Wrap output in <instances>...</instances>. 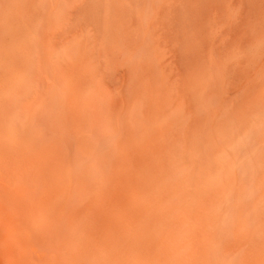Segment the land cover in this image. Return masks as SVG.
<instances>
[{
  "label": "rangeland",
  "instance_id": "1",
  "mask_svg": "<svg viewBox=\"0 0 264 264\" xmlns=\"http://www.w3.org/2000/svg\"><path fill=\"white\" fill-rule=\"evenodd\" d=\"M13 5L0 36V102L12 92L0 113L18 109L23 167L13 166V175L4 169L12 141L0 139V185L19 189L8 210L21 206L29 187L42 198L30 223L41 225L43 240L52 223L46 237L56 240H42L37 245L46 252L33 246L32 254L57 264H264V0H30V11L26 0ZM26 93L32 96L20 102ZM58 226L62 237L54 235ZM49 246L61 252L60 263ZM0 261L9 264L4 255Z\"/></svg>",
  "mask_w": 264,
  "mask_h": 264
},
{
  "label": "bare ground",
  "instance_id": "2",
  "mask_svg": "<svg viewBox=\"0 0 264 264\" xmlns=\"http://www.w3.org/2000/svg\"><path fill=\"white\" fill-rule=\"evenodd\" d=\"M11 1H14V5H15V3L16 4H18V0H0V36H5L4 35V33L6 34V32H8L6 29V32L4 31V33H3V35H1L2 34V31L4 30V27H5V25H7L6 24V21H5V19H6V17H7V15L9 14V16H10V14L11 13H13V12H11L10 13V11H11ZM27 2H28V5L29 6H27V11H30V9H31V5H30V0H26ZM51 1V0H50ZM61 1V0H60ZM36 3V2H35ZM10 4V5H9ZM14 5H13V7L12 8H14ZM36 5H37V3H36ZM53 6V5H52ZM75 5H73V7H74ZM77 6V5H76ZM125 6V5H124ZM9 7H10V9H9ZM22 7V6H21ZM20 6H19V8H21ZM58 7V6H57ZM72 7V8H73ZM53 8V7H52ZM51 8V9H52ZM63 7H61V9H62ZM76 8V7H75ZM38 9V8H37ZM158 9V8H157ZM77 10V9H76ZM115 10V9H114ZM51 11V10H50ZM58 11V10H57ZM119 11V10H118ZM9 12V13H8ZM15 12V11H14ZM74 12V11H73ZM73 12H71V13H73ZM77 12V11H76ZM16 13V12H15ZM18 13V12H17ZM39 13V12H38ZM49 13V12H48ZM120 13V12H119ZM30 14V13H29ZM14 15V14H13ZM16 15L17 14H15L14 15V17L12 18L13 20L14 19H17L18 18V16L16 17ZM43 15V14H42ZM49 15H51V14H49ZM68 15V14H67ZM166 15V14H165ZM8 16V17H9ZM41 16V15H40ZM43 17V16H42ZM41 17V18H42ZM32 18V17H31ZM50 18V17H49ZM12 19H8V21H12ZM71 19V18H70ZM50 20V19H49ZM49 20H47V21H49ZM11 21H10V23H11ZM29 21V20H28ZM31 21V20H30ZM34 21V20H33ZM39 22V21H38ZM8 23V22H7ZM13 24V23H12ZM29 24V23H28ZM30 24H31V26H32V23L30 22ZM37 24H39V23H37ZM48 24V23H47ZM38 26V25H37ZM34 29V28H33ZM63 29H65V27L63 28ZM22 30H23V28H22ZM27 30V29H26ZM30 30V29H29ZM28 30V31H29ZM27 31V32H28ZM31 31V30H30ZM35 31V30H34ZM64 31V30H63ZM19 32V31H18ZM58 32V31H57ZM65 32V31H64ZM17 33V32H16ZM35 33V32H34ZM62 33V32H61ZM47 32L45 33V35H43V36H46L47 37ZM53 34V33H52ZM20 35V34H19ZM29 35V34H28ZM34 35V34H33ZM59 35V34H58ZM57 35V36H58ZM68 35V34H67ZM9 36V35H8ZM7 36V37H8ZM18 36V35H17ZM26 36V35H25ZM32 36V34L30 35V37ZM51 36V35H50ZM20 37H21V35H20ZM23 37V40H24V38H26V37H24V36H22ZM22 37H21V43L23 44V46H24V41L22 40ZM28 37V36H27ZM65 37H66V34H65ZM69 37H71V36H69ZM11 38H12V36H11ZM18 38V37H17ZM54 37L52 36V41L54 40L53 39ZM3 39H5L4 37H3ZM10 39V38H9ZM8 39V40H9ZM28 39V38H27ZM37 40H38V38H36ZM72 39V38H71ZM2 39H0V41H1ZM16 40V39H15ZM33 40V39H32ZM56 40V39H55ZM61 40H63V38H61ZM61 40L59 41L60 43H61ZM10 41H13L12 39L10 40ZM17 41V40H16ZM20 41V40H19ZM51 41V42H52ZM57 41V40H56ZM2 42H5V41H2ZM6 42H8L7 41V39H6ZM38 42H40L39 40H38ZM1 43V42H0ZM10 43V42H9ZM33 42H31V44H32ZM16 44V43H15ZM44 44V43H43ZM21 45V44H20ZM60 45V44H59ZM15 46V45H14ZM16 46H18V45H16ZM16 46H15V48L13 47V49H16ZM57 46H58V44H57ZM11 47H9L8 49H6L5 48V50L7 51L8 50V52L9 53H11V49H10ZM33 48V47H32ZM46 48H47V46H46ZM45 48V49H46ZM59 48V47H58ZM10 49V50H9ZM21 49V48H20ZM31 49V48H30ZM34 49V48H33ZM17 50H19V49H17ZM16 52V51H15ZM32 53L34 52V51H31ZM30 52V53H31ZM2 53V52H1ZM43 53V52H42ZM12 54V53H11ZM24 54H26L25 52H24ZM44 54H46V53H44ZM14 55V54H13ZM22 55H23V53H22ZM28 55V54H27ZM50 55V54H49ZM10 56V55H9ZM20 56V55H19ZM30 56V55H29ZM5 57V56H4ZM22 57V56H21ZM45 57H48V54L47 55H45ZM22 58H24V57H22ZM44 58V57H43ZM5 59V58H4ZM19 59V58H18ZM21 59V58H20ZM19 59V60H20ZM50 59V58H49ZM48 59V60H49ZM30 60V59H29ZM48 60L46 61L47 63H48ZM11 61V60H10ZM51 61V60H50ZM3 62V61H2ZM43 62V61H42ZM7 63H8V61H7ZM41 63V62H40ZM0 64H1V62H0ZM9 64V63H8ZM7 64V66H9ZM14 64H15V62H14ZM44 64V63H43ZM16 65H17V63H16ZM30 65H33V64H30ZM14 67H15V65H13ZM12 66V67H13ZM21 66V65H20ZM27 66V65H26ZM55 66V65H54ZM11 67V68H12ZM13 67V68H14ZM17 67V66H16ZM16 69H18V67L17 68H15V70ZM20 70H21V68H19ZM27 69H28V67H27ZM47 69V68H46ZM159 69V68H158ZM2 70V69H1ZM0 70V71H1ZM19 70V71H20ZM24 70H25V68H24ZM22 71V70H21ZM13 72V71H12ZM47 72V71H46ZM23 73H25V71H22V73H21V75L23 76ZM14 74H16V73H14ZM18 74H20V72L18 73ZM18 77H19V75H17ZM44 76V75H43ZM11 78V77H10ZM44 78V77H43ZM19 80V79H18ZM43 80V79H42ZM7 81V80H6ZM20 81H21V78H20ZM34 81H36L37 82V80H34ZM44 81V80H43ZM3 82H5V81H3ZM9 82V81H8ZM13 82V81H12ZM18 82V81H17ZM39 82V81H38ZM41 82V81H40ZM10 83V82H9ZM20 83V82H19ZM33 84H35V82H33ZM48 84V83H47ZM17 85V87L18 86H20V85H18V83L16 84ZM46 85V84H45ZM7 86V85H6ZM41 86V85H40ZM16 87V86H15ZM14 87V88H15ZM17 87H16V89H17ZM8 88V87H7ZM13 88V89H14ZM41 88V87H40ZM5 89V88H4ZM36 89L38 90L39 88H37L36 87ZM26 90H28V89H26ZM43 90V89H42ZM5 91V90H4ZM14 91V90H13ZM40 91H41V89H40ZM12 91H10V93H11ZM24 92V91H23ZM10 93H7V94H10ZM17 92H15L14 94H16ZM4 94H5V92H4ZM7 94H5V95H3V99L1 100L2 102H0V105L2 106V104L1 103H3V100L5 99V98H7ZM28 93H26V95H27ZM43 94V93H42ZM45 94V93H44ZM25 95V94H24ZM25 95V96H26ZM34 95V94H33ZM4 96H5V98H4ZM21 97V98H19L20 100V102H23V101H21L23 98H27V97H31V96H29V95H27L26 97ZM41 96V95H40ZM39 96V97H40ZM20 97V96H19ZM159 97V96H158ZM17 98V97H16ZM24 99V100H25ZM16 101V100H15ZM16 103V102H15ZM32 104V103H31ZM39 104V103H38ZM9 105V104H8ZM16 105V104H15ZM27 105V104H26ZM35 105H36V103H35ZM34 105V106H35ZM40 105V104H39ZM42 106V105H41ZM8 108H10V107H7V109L6 110H2V113H0L1 115H0V139H5V140H7V138H5V137H8V139L9 140H11L12 142H11V145H10V147H8L7 146V148H10L11 149V153H7V155L8 156H5L6 158V161H4V164H6L7 163V161L11 158V160L10 161H12V163H11V165L8 167V168H4V169H7L8 171L7 172H9L10 173V171L12 170V167L13 166H15V165H19L22 161H23V159H21V157H20V151H19V147H20V144H19V139L17 140V138H18V119H19V115H18V109L15 107V108H12V109H8ZM42 108H44V106L42 107ZM1 109H4V108H1ZM34 112V111H33ZM76 112V111H75ZM31 114V113H30ZM35 114V116H36V113H34ZM41 114H43V113H41ZM46 114V113H45ZM23 116V115H22ZM40 116V115H39ZM44 116V115H43ZM52 116V115H51ZM75 116V115H74ZM31 117V116H30ZM40 117H42V116H40ZM49 116H46L45 118L47 119ZM34 118V117H33ZM36 118H38V115L36 116ZM44 118V117H43ZM52 118V117H51ZM28 119V118H27ZM46 119H44V123H43V126H44V136H43V141H44V144L46 143V136H47V134H46V136H45V133H46V131H47V129H46V127H47V124L49 123V119H47V120H49L48 121V123H47V120ZM52 120V119H51ZM26 122V121H25ZM34 122V121H33ZM30 123H32V122H30ZM29 124V123H28ZM40 124V123H39ZM39 124H37L38 125V127H41V126H39ZM51 124V123H50ZM25 125H27V123H25ZM31 124H29V126H30ZM36 125V126H37ZM41 125V124H40ZM49 125V124H48ZM66 125V124H65ZM21 126V125H20ZM33 126V125H32ZM46 126V127H45ZM51 127V126H50ZM60 127V126H59ZM26 128H27V126H26ZM29 128V127H28ZM35 128V127H34ZM37 128H35V130H36ZM31 130V129H30ZM41 130V129H40ZM48 130H49V128H48ZM60 130V129H59ZM28 131V133L27 134H29V129L27 130ZM34 131V130H33ZM21 132V131H20ZM36 132V131H35ZM30 133L32 134L33 132H31L30 131ZM50 133V132H49ZM48 133V134H49ZM22 134V133H21ZM24 134V133H23ZM25 134H26V132H25ZM34 134H36V133H34ZM74 134H75V132H74ZM75 135H77V134H75ZM20 136V135H19ZM41 136V135H40ZM49 136V135H48ZM61 136V135H60ZM73 137H75L74 135H72ZM35 137H36V135H35ZM32 138V137H31ZM38 138V137H37ZM66 138V137H65ZM77 138H79V137H77ZM147 138V137H146ZM245 138H249L248 136H246ZM36 138H34V140H35ZM4 140V141H5ZM37 140V139H36ZM66 140V139H65ZM69 140V139H68ZM38 141V140H37ZM70 141V140H69ZM22 142V141H21ZM48 142H49V139H48ZM36 143V142H35ZM50 143V142H49ZM247 143V142H246ZM26 144V143H25ZM36 144H40V147H43V146H41L42 144L40 143V141H38V143H36ZM36 144H34V146H36ZM131 144V143H130ZM9 145V144H8ZM27 145V144H26ZM37 145V146H38ZM45 145H48V143H46ZM39 148V147H38ZM49 148V147H48ZM0 149H2L1 147H0ZM5 149V148H4ZM27 149V148H26ZM30 149H32V148H30ZM29 149V150H30ZM33 149H36V148H33ZM40 149V148H39ZM42 149V148H41ZM40 149V150H41ZM45 149H46V147H45ZM6 150V149H5ZM4 150V151H5ZM46 150H48V149H46ZM3 151V152H4ZM7 151V150H6ZM6 151L4 152V153H6ZM33 151V150H32ZM45 151V150H44ZM3 152H1V154H3ZM41 153H42V151H40ZM23 153V152H22ZM35 153V152H34ZM44 153V152H43ZM42 153V154H43ZM26 154H27V152H26ZM30 154V153H29ZM49 155V154H48ZM51 155V154H50ZM49 155V156H50ZM42 156V155H41ZM40 156V157H41ZM45 156V155H44ZM7 157L9 158V159H7ZM46 157H48V156H46ZM2 158V157H1ZM3 158H4V156H3ZM28 158V157H27ZM41 159V158H40ZM60 159V158H59ZM46 160V159H45ZM50 160V159H49ZM43 161V160H42ZM47 161V160H46ZM52 161V160H51ZM3 162V161H2ZM6 162V163H5ZM45 161H43V163H44ZM9 163V162H8ZM7 163V164H8ZM53 163V162H52ZM112 164V163H111ZM21 165V167H23L22 166V164H20ZM19 165V166H20ZM68 165V164H67ZM113 165V164H112ZM111 165V166H112ZM19 166H17V167H19ZM25 166V165H24ZM49 166V165H48ZM69 166V165H68ZM67 166V167H68ZM20 167V169H22ZM29 167V166H28ZM57 167V166H56ZM63 167V166H62ZM25 168H27V166L25 167ZM30 169H32L31 167H29V170ZM2 170V169H1ZM10 170V171H9ZM17 170H19L18 168H17ZM16 170V171H17ZM24 170V169H23ZM59 170V169H58ZM21 171V170H20ZM20 171H19V173L18 174H21V173H23L24 174V172H22L21 171V173H20ZM32 171V170H31ZM50 171V170H49ZM71 171V170H70ZM69 171V172H70ZM1 172V171H0ZM13 172L11 171V173L10 174H12ZM34 173V172H33ZM2 174H3V172H2ZM1 174V176L3 177V175ZM5 174V173H4ZM22 174V175H23ZM70 174H72V173H70ZM13 175V174H12ZM1 176H0V179H1ZM30 176V175H29ZM29 176H28V179H29ZM48 176V175H47ZM77 176V175H76ZM6 177H7V175H6ZM9 177V176H8ZM8 177H7V179H8ZM23 177H24V175H23ZM39 177H40V175H39ZM71 177H73V175L71 176ZM25 178V177H24ZM27 178V177H26ZM44 178V177H43ZM145 178V177H144ZM21 179V178H20ZM19 179V180H20ZM56 179V178H55ZM76 179V178H75ZM9 180V179H8ZM15 180V179H14ZM14 180H13V182H14ZM18 180V181H19ZM35 180V179H34ZM39 180V179H38ZM83 180V179H82ZM3 181V180H2ZM24 181V180H23ZM30 181H31V179H30ZM76 181V180H75ZM81 181V180H80ZM1 182V181H0ZM5 182V181H4ZM12 182V181H11ZM38 182V181H37ZM60 182H62V181H60ZM86 182V181H85ZM7 183V182H6ZM31 184H32V182H30ZM73 183V182H72ZM76 183V182H75ZM1 184H3L2 182H1ZM17 184H19V183H17ZM64 184V183H63ZM84 184V183H83ZM6 185H8V184H6ZM10 185V184H9ZM11 185H12V183H11ZM44 185V184H43ZM68 185V184H67ZM78 185H80V184H78ZM77 185V186H78ZM4 186V187H3ZM3 186H1L0 185V197H3V200H1L0 201V207H1V209L2 210H0L1 212H2V218H0V258L2 257V255H4L5 257H7L8 259H9V264H57L56 262H54V261H52V263H50L49 262V256L47 257V255H46V257L48 258H46L45 257V254H44V256L43 255H41L42 257H40L39 255H37L36 256V254L35 253H33V254H35V255H33L32 254V249H33V246H36V247H40L41 248V250H43V249H46L45 247L43 248V247H41L40 245H37V244H39L42 240H43V236L42 237H40L38 234H40L41 232V229L40 230H38L39 228H41L40 226H39V228L37 227V225L35 226L36 228H35V230H34V228H33V226H32V223H30L32 220V217L34 216V211L37 209V207H38V202L40 201V200H42V198H40V199H38V197H36V195L35 194H32L30 191H29V188H27L28 190L26 191V193L25 192H23L22 193V196L23 195H25L24 196V198H23V200H22V202H21V206L20 207H18L17 208V210H8L7 209V206H9V204H10V202H13V201H11V198L13 197L14 198V195H13V193H15L14 192V190H12L13 188L15 189V188H17V187H15V186H13V188H11V187H9V189L10 190H7L6 189V186L5 185H3ZM16 186H19V185H16ZM31 186V185H30ZM35 186H37V185H35ZM34 186V187H35ZM74 186H76V184L74 185ZM73 185H72V187H73V189H76L75 187H74ZM23 187V186H22ZM31 187H33V184H32V186ZM40 187V186H39ZM42 187H44V186H42ZM64 187H67V186H64ZM71 187V188H72ZM38 188V187H37ZM18 189V188H17ZM39 189V188H38ZM37 189V190H38ZM40 189L42 190V188L40 187ZM39 189V190H40ZM70 189V188H69ZM68 188H67V190H69ZM72 189V190H73ZM19 190V189H18ZM17 190V191H18ZM32 190H34V188L33 189H31V191ZM36 190V191H37ZM38 190V191H39ZM44 190H45V188H44ZM66 190V191H67ZM76 190H78V189H76ZM76 190L74 191L75 193H76ZM29 191V192H28ZM37 191V192H38ZM65 191V192H66ZM82 191H83V189H82ZM22 192V191H21ZM72 192V191H71ZM71 192H69L68 191V193L70 194ZM74 192H72L73 194H74ZM85 192V191H84ZM25 193V194H24ZM28 193L30 194H32V196L34 195V197H32V199H31V201H30V203L29 202H27V200H28ZM34 193H36L35 192V190H34ZM57 193V192H56ZM80 193H81V191H80ZM89 193V192H88ZM37 194V193H36ZM42 194V193H41ZM73 194H71V196L73 197L74 195ZM82 194V193H81ZM78 196L80 195V194H77ZM77 195H75V196H77ZM21 196V195H20ZM21 196V197H22ZM37 196H39L40 197V195H37ZM52 196V195H51ZM70 196V197H71ZM75 196L73 197V199H75ZM18 197V196H17ZM69 197V198H70ZM71 197V198H72ZM90 197H91V195H90ZM93 197V196H92ZM16 198V197H15ZM52 198H53V196H52ZM68 198V199H69ZM65 199V198H64ZM67 199V198H66ZM76 199H78V197L76 198ZM90 199H92V198H90ZM95 199V198H94ZM94 199H92L93 200V203L95 202L94 201ZM17 200V199H16ZM52 200H54V199H52ZM57 200V199H56ZM89 200V199H88ZM87 200V201H88ZM98 200V199H97ZM87 201L85 202V203H87ZM76 201H74V203H75ZM98 202H99V200H98ZM148 202V201H147ZM65 203V202H64ZM64 203H62L63 205H64V207H65V204ZM71 203V205L73 204V202H70ZM92 203V205H93V207L95 206V203L93 204ZM67 204H68V201H67ZM116 204V203H115ZM74 205V204H73ZM77 205H78V203H77ZM85 205V204H84ZM107 205V204H106ZM148 205V204H147ZM60 206V205H59ZM74 206H76V205H74ZM97 206H100V205H97ZM13 207V206H12ZM40 207H42V206H40ZM61 207V206H60ZM59 207V208H60ZM70 207H72V206H70ZM88 207V206H87ZM128 206H126V208H127ZM39 208V207H38ZM48 208V207H47ZM63 208V207H62ZM79 208H81L80 207V205H79ZM83 208H85V210H86V207H83ZM9 209H12V208H9ZM14 209V208H13ZM55 209V208H54ZM82 209V208H81ZM88 209V208H87ZM90 207H89V210H87V212L88 211H90ZM93 209V208H92ZM91 209V210H92ZM97 209V208H96ZM50 210V209H49ZM61 210V209H60ZM59 209H58V211H60ZM66 210H67V207H66ZM66 210H65V213H67L66 212ZM73 210V209H72ZM127 210V209H126ZM45 211H46V209H45ZM78 211V210H77ZM81 211V210H80ZM84 211V210H83ZM82 211V212H83ZM0 212V213H1ZM44 212V211H43ZM53 213L55 212V211H52ZM57 212V211H56ZM61 212V211H60ZM60 212L58 213V216H56V217H60ZM74 212V211H73ZM82 212H80V213H82ZM85 212V211H84ZM86 212V213H87ZM92 212V211H91ZM94 212H96V211H93V214H97V213H94ZM39 213V212H38ZM50 213V212H49ZM53 213H52V215H53ZM64 213V214H65ZM71 213V212H70ZM80 213H78L79 215H80ZM43 214V213H42ZM73 214V213H72ZM83 214V213H82ZM88 214V213H87ZM50 215V214H49ZM67 215V214H66ZM75 215V214H74ZM77 215V214H76ZM92 215V214H91ZM118 215V214H117ZM121 215V214H120ZM38 216V215H37ZM39 216H42V215H39ZM70 216V215H69ZM86 216V215H85ZM88 216V215H87ZM96 215H94L93 216V218L95 217ZM50 217H53V219H55L56 217L55 216H50ZM65 217V216H64ZM71 217V216H70ZM80 217H81V215H80ZM79 216H78V218H80ZM88 217H92V216H88ZM66 218V217H65ZM69 218V217H68ZM92 218V219H93ZM101 218V217H100ZM145 218V217H144ZM44 219H46V218H44ZM53 219H51V220H49V223H50V221L51 222H53ZM75 218L73 217V220L71 221L72 222V224L75 222V220H74ZM90 219V218H89ZM91 219V220H92ZM95 219V218H94ZM93 219V220H94ZM127 219V218H126ZM47 220H48V218H47ZM58 219L56 218L55 219V223H56V221H57ZM62 220V219H61ZM63 220H64V218H63ZM67 219H65L64 221H66ZM70 220V219H69ZM68 220V221H69ZM80 220V219H79ZM121 220V219H120ZM85 221V220H84ZM258 221V220H257ZM37 222V221H36ZM62 222V224H66L65 222H63V221H61ZM55 223H53V224H55ZM76 223H78L77 222V219H76V222H75V224ZM85 223L87 224V222L85 221L83 224L85 225ZM88 223H91L90 221H88ZM121 223V222H120ZM37 224V223H36ZM43 224V223H42ZM57 225H58V221H57V223H56ZM55 224V225H56ZM62 224H60V226L62 225ZM69 224V223H68ZM71 224V223H70ZM71 224V225H72ZM93 224L94 223H92V226H89L88 227V225L89 224H87V227L88 228H90V227H93ZM116 224V223H115ZM39 225V224H38ZM49 227H48V226ZM51 225V227H52V223L50 224ZM50 225L48 224V222H47V224L46 225H44V226H46L45 227V230L47 231V229L46 228H49V232H45V231H42L43 233L45 232V236H44V238H46L45 240H47V239H49V240H51V239H53L54 241L56 240L54 237H53V235H52V237H49V238H47L46 236V233L48 234V233H52V231H54V229H52V230H50L51 229V227H50ZM159 225H161V224H159ZM86 226V225H85ZM259 226V225H258ZM43 227V226H42ZM62 227L64 228L65 227V229L67 230L68 228H67V225L65 226H63L62 225ZM62 227H61V230H62ZM74 227V226H73ZM255 227V226H254ZM80 228V227H79ZM81 228H83V227H81ZM87 228V229H88ZM161 228V227H160ZM58 229V230H57ZM56 229V232H55V236L57 235V233L59 232V229H60V227L58 226V228ZM70 229H72V227L70 228ZM90 229H92V228H90ZM7 230H9V233L8 234H11L10 236L11 237H9V235L8 236H2V235H4L5 234V232L7 231ZM38 230V231H37ZM42 230H44V229H42ZM60 230V232L58 233V235L60 236V233L62 234V231H66V230H62L61 231ZM84 230V229H83ZM83 230H81V231H83ZM21 233H19V232ZM58 231V232H57ZM68 231V230H67ZM36 232H38L37 234H36ZM40 232V233H39ZM69 232H70V230H69ZM78 232V231H77ZM80 232V231H79ZM86 232H87V230H86ZM64 233V232H63ZM82 232H80V233H78L77 235L80 237V239L82 238V240L84 241V239H83V237H82V234H81ZM103 233H105V232H103ZM13 234V235H12ZM14 234L15 235H17L19 238H17V236L16 237H14ZM50 234H48V236L50 235ZM65 234V233H64ZM84 234V233H83ZM139 234V233H138ZM141 234V233H140ZM40 235H42V234H40ZM57 235V236H58ZM69 235H71V234H69ZM68 235V237H70ZM86 234H84V236H85ZM51 236V235H50ZM56 236V237H57ZM62 236H63V234H62ZM62 236H60V237H62ZM74 236V235H73ZM137 236V235H136ZM12 237H14L15 238V240H10L9 238H12ZM59 237V238H60ZM102 237V236H101ZM100 237V238H101ZM256 237V236H255ZM51 238V239H50ZM85 238V237H84ZM123 238H126V237H123ZM257 238V237H256ZM63 239V238H62ZM74 239H75V237H74ZM117 239V238H116ZM139 239V238H138ZM142 239V238H141ZM140 239V240H141ZM249 239H251V238H249ZM45 240H43L42 242H44ZM48 240V241H49ZM52 240V242H54ZM60 240V239H59ZM76 240H79V238L78 239H76ZM120 240H121V238H120ZM100 241H101V239H100ZM134 241V240H133ZM142 241V240H141ZM140 241V242H141ZM255 241H256V239H255ZM69 242H70V240H69ZM72 242V241H71ZM74 242V241H73ZM82 242V241H81ZM80 241L78 242L79 244H78V246L79 245H81L80 243H81ZM102 242V241H101ZM44 243H46V242H44ZM43 243V244H44ZM49 243L51 244V241H49ZM65 243H66V241H65ZM238 243V242H237ZM253 243H255V242H253ZM47 244V243H46ZM45 244V245H46ZM55 245H56V243H54ZM64 243L63 242H61V245H63ZM74 244V243H73ZM76 244V243H75ZM74 244V245H75ZM101 243H99V245H100ZM51 245H53V244H51ZM50 245V246H51ZM66 245V244H65ZM67 245H68V243H67ZM70 246H71V248L70 249H73V247H72V244L70 243L69 244ZM261 245H264V243L263 244H261ZM47 246H48V244H47ZM49 246V247H50ZM140 246V245H139ZM147 246V245H146ZM36 247H34L35 249H36ZM38 247V248H39ZM60 247V246H59ZM116 247V246H115ZM135 247H136V245H135ZM246 247V246H245ZM38 248H37V250H38ZM39 248V249H40ZM53 248H54V245H53ZM64 248V247H63ZM67 248V247H66ZM66 248H65V250H66ZM69 248V247H68ZM67 248V249H68ZM75 248H77L76 246H75ZM89 248H90V246H89ZM88 248V249H89ZM133 248V247H132ZM50 249V251H51V253H49V255H51L50 257H52V253H54V251L56 252L55 253V255L57 254H59V256H60V253L59 252H57L58 250H54V249H52L51 250V247L49 248ZM60 249H61V247H60ZM101 249V248H100ZM106 249V248H105ZM129 249V248H128ZM142 249V248H141ZM176 249V248H175ZM242 249H243V247H242ZM47 250H48V248H47ZM54 250V251H53ZM245 250V249H244ZM243 250V251H244ZM36 251V250H35ZM43 251H45L46 252V250H43ZM43 251H41V252H43ZM53 251V252H52ZM62 251H64V250H62ZM102 251V250H101ZM227 251V250H226ZM236 251V250H235ZM238 251H240V249L238 250ZM262 251V250H261ZM24 253V255H23V257L22 258H19L18 256H17V254L18 253ZM38 252V251H37ZM48 252V251H47ZM65 252V251H64ZM64 252H62V253H64ZM107 252V251H106ZM154 252V251H153ZM241 252V251H240ZM257 252V251H256ZM264 252V251H263ZM71 253V252H70ZM105 253V252H104ZM104 253H102L101 252V254H104ZM138 253V252H137ZM136 253V254H137ZM227 253V252H226ZM232 253V252H231ZM244 253V252H243ZM40 254V253H39ZM47 254V253H46ZM124 254V253H123ZM189 254H191V253H189ZM235 254V253H234ZM233 254V255H234ZM242 254V253H241ZM56 255V257H58L59 258V256H57ZM141 255V254H140ZM236 255V254H235ZM246 255V254H245ZM259 255H260V253H259ZM85 256V255H84ZM104 256V255H103ZM189 256V255H188ZM237 256V255H236ZM241 256H243V254L241 255ZM240 256V257H241ZM44 257V258H43ZM68 257V256H67ZM98 257H100V256H98ZM260 257V256H259ZM135 258H136V256H135ZM162 258V257H161ZM238 258V257H237ZM242 258V257H241ZM240 258V259H241ZM256 258H257V256H256ZM127 259V258H126ZM226 259V258H225ZM244 259V258H243ZM54 260V259H53ZM81 260V259H80ZM91 260H92V258H91ZM102 260V259H101ZM242 260V259H241ZM48 261V262H47ZM58 261H59V263L62 261L61 260V257L58 259ZM78 261V260H77ZM82 261H83V259H82ZM85 261V260H84ZM129 261H130V259H129ZM195 261V260H194ZM193 261V262H194ZM54 262V263H53ZM64 262H66L65 260H64ZM63 262V263H64ZM68 262V261H67ZM132 262V261H131ZM223 262V261H222ZM258 262V261H257ZM63 263H61V264H63ZM69 263V262H68ZM75 263V262H74ZM263 263V262H262ZM0 264H3L1 261H0ZM70 264V263H69ZM76 264V263H75ZM79 264V263H78ZM81 264H83V263H81ZM91 264H93V263H91ZM97 264V263H96ZM99 264V263H98ZM233 264V263H232ZM246 264H248V263H246Z\"/></svg>",
  "mask_w": 264,
  "mask_h": 264
}]
</instances>
